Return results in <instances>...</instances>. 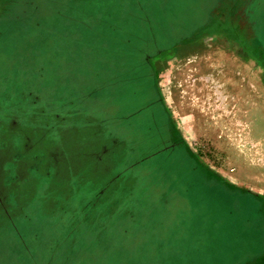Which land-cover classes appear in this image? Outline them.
<instances>
[{
  "label": "rangeland",
  "instance_id": "obj_1",
  "mask_svg": "<svg viewBox=\"0 0 264 264\" xmlns=\"http://www.w3.org/2000/svg\"><path fill=\"white\" fill-rule=\"evenodd\" d=\"M248 191L264 0H0V264H264Z\"/></svg>",
  "mask_w": 264,
  "mask_h": 264
},
{
  "label": "crops",
  "instance_id": "obj_2",
  "mask_svg": "<svg viewBox=\"0 0 264 264\" xmlns=\"http://www.w3.org/2000/svg\"><path fill=\"white\" fill-rule=\"evenodd\" d=\"M172 48L173 47H171L169 49H166V50H164L162 52H159V53L155 54L153 57H157V55H159L161 53H166L167 51L171 50ZM218 48L219 49H215V47L211 46V45L202 46V47L197 48L196 55H194V57H193V59L197 63V68L195 69L196 73H197V76H199V75L201 76L203 74L204 70H206V66H207L208 69L212 68L213 71H215L216 69H219L220 64L218 63L216 65L214 63H217L218 61L220 62V60L218 59V56L216 57L217 53L215 51H213L215 49L216 51L220 52L222 48H220V47H218ZM225 49L226 48H224L223 51H226ZM204 56H206L207 64H206V62L204 60H201V59H203ZM238 58L240 59V60L239 59L237 60L238 63H240L242 66L245 65V64L247 65V61L245 59H243L242 56H239ZM173 60H174V57H172V59L170 61H173ZM172 64H173V62H172ZM205 64H206V66H205ZM151 66L153 68H155V63H154V65L151 64ZM200 89L202 91V88L199 87V84L194 85V87H193V85H191L190 91L191 92H195V91L197 92ZM187 91H189V90H187ZM173 92H174L173 90H171L169 92V90L167 91V89H166V94H167V97H168L167 98V100H168L167 103L169 104V106H168L169 108L173 109L174 112H177L179 107L177 106V103L174 100V97L172 95ZM185 92H186V89H183L182 90L183 95L185 94ZM183 103H184V101H183ZM185 105H187V102H186ZM210 128H214V127L212 126ZM217 181L220 183L219 180H217ZM234 187H235L234 189H238L237 186H234ZM238 191H239V189H238ZM246 193H248L252 197H255V199L259 200L260 203L264 205V194L263 193L259 194V193H254V192H250V191H248Z\"/></svg>",
  "mask_w": 264,
  "mask_h": 264
},
{
  "label": "flooded vegetation",
  "instance_id": "obj_3",
  "mask_svg": "<svg viewBox=\"0 0 264 264\" xmlns=\"http://www.w3.org/2000/svg\"><path fill=\"white\" fill-rule=\"evenodd\" d=\"M165 108H166V107H165ZM166 111H167V109H166ZM167 113H168V111H167ZM169 124H170V123H169ZM167 129L169 130V132H168V139H167V142H168L167 147L174 148V147H176L175 144H174L175 140H174V138L171 136L170 127H168Z\"/></svg>",
  "mask_w": 264,
  "mask_h": 264
}]
</instances>
